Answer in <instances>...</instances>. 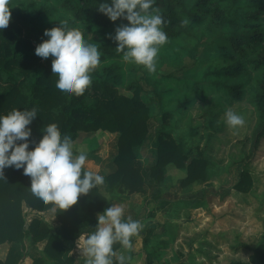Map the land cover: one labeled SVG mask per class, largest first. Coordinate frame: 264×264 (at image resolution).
I'll return each mask as SVG.
<instances>
[{"label":"trees","instance_id":"1","mask_svg":"<svg viewBox=\"0 0 264 264\" xmlns=\"http://www.w3.org/2000/svg\"><path fill=\"white\" fill-rule=\"evenodd\" d=\"M105 2L60 0L61 18L47 22L51 9L41 7L35 0H9L10 23L0 29V115L14 108L35 107L38 116L28 126L32 142L40 140L44 126L49 123H55L60 134L69 135L73 141L80 133L117 134L116 155L112 159L115 170L103 176L105 190L109 194H143L145 178L140 149L150 135L147 123L153 113L143 97L144 90L139 81L125 84L120 53L116 52V42L110 36H114L117 26L128 22L123 18L110 21L98 10L99 4ZM154 8L166 21L163 30L168 39L192 37V31L206 20L212 29L220 32L229 50L222 56L223 66L207 71L200 82L188 78L182 80L191 81L192 89H200L199 95L205 96L201 86H206L222 89L232 100L238 101L243 94L240 78L249 68L260 72L258 91L252 101L258 121L254 139L256 143L264 139V0H155ZM185 20L187 23H182ZM62 21L69 27L78 28L86 42L96 43L101 54V63L91 73V85L79 96L59 93L55 87L56 77L51 71L52 57L45 59L35 54V47L47 39L44 30L58 26ZM249 52L254 57L247 60ZM123 88L129 96L119 93ZM186 103H179L178 109ZM172 116L173 111L161 113L153 163L148 167L147 176L155 184V193H159L162 186L164 190L168 189L169 166L184 172L178 182L180 187L207 177V161L200 154L190 155L183 141L166 131ZM214 131L217 132L216 127ZM32 147L34 143H30L29 148ZM94 150L89 149L87 154L92 156ZM250 185V176L243 171L234 188L247 192ZM28 187L30 177L23 174V169H4V178H0V247L7 245L8 250L0 264H23L27 256H34L31 245L39 242L45 245L34 256L33 264H74V259L65 254L64 242L94 231L97 215L109 207L110 200L96 187L87 195L79 196L71 208L53 212L59 223L57 227L52 228L42 218H33L26 224L23 207L36 212L52 211V205L40 201ZM139 235L144 250L153 236L146 226ZM157 240V248H167V241ZM134 243L135 236L132 246ZM241 247L250 252L251 264H264V244ZM131 248L127 252L130 256L133 255ZM114 249L118 252L123 248L116 243ZM147 255L154 256L152 253ZM149 262L147 260L145 264H151Z\"/></svg>","mask_w":264,"mask_h":264},{"label":"rangeland","instance_id":"2","mask_svg":"<svg viewBox=\"0 0 264 264\" xmlns=\"http://www.w3.org/2000/svg\"><path fill=\"white\" fill-rule=\"evenodd\" d=\"M35 2L51 9L47 22L61 18L60 0ZM192 32V37L168 39L160 47L156 70L151 73L143 66L124 62L119 54L125 84L139 81L144 90L143 97L153 113L147 123L150 135L140 149L145 193L140 194L139 204L133 201L136 205L130 216L141 221L153 237L135 256L126 254L125 249L117 252L130 256V264H145L147 260L151 264H251L250 252L241 245L264 244V139L258 143L254 139L258 121L252 102L258 91L260 72L249 68L240 78L243 94L238 101L232 100L222 89L206 86H201L205 96L199 95L200 89H192L191 81L182 80L188 78L200 82L207 71L223 66L222 56L229 50L220 32L212 29L208 20ZM253 57L254 54L249 52L246 59ZM119 93L130 95L125 88L119 89ZM181 102L187 103L178 109ZM229 108L245 119L239 130L230 129L224 122L225 110ZM171 111L173 116L166 131L174 138H180L190 155L200 154L207 161V177L180 187L178 182L184 172L169 166L168 189L164 190L162 186L160 192L155 193V184L147 176L148 167L153 163L161 113ZM82 140L81 135L79 141ZM115 140L113 136L102 138L98 134L94 140L91 138L90 144L87 141L85 144L94 150L100 142H111L113 146ZM95 158L93 155L89 159ZM243 171L251 180L247 192L234 188ZM51 215L39 216L52 226ZM28 217L25 213L26 224ZM161 237L168 242L165 249L156 246ZM4 253L1 248L0 257ZM150 253L154 256L147 255Z\"/></svg>","mask_w":264,"mask_h":264},{"label":"clouds","instance_id":"3","mask_svg":"<svg viewBox=\"0 0 264 264\" xmlns=\"http://www.w3.org/2000/svg\"><path fill=\"white\" fill-rule=\"evenodd\" d=\"M155 0H110L101 3L98 10L110 21L125 19L128 23L115 28L116 52L127 63L143 66L148 72L156 70L160 47L167 40L163 30L166 23L154 8ZM9 0H0V29L8 26L11 19ZM187 23V21H182ZM43 39L36 47L35 54L41 58L52 57L51 71L56 77L55 87L59 93L82 95L92 83L91 73L101 63L96 43L86 42L81 31L69 27L66 21L58 26L45 29ZM37 109H12L0 115V178L4 169H23L30 177L31 193L51 210L63 211L71 208L81 195H87L97 186L104 184V177L98 172L87 170L86 152L74 151L69 135H61L55 123H49L42 130L38 142L29 140L28 127L37 117ZM224 122L233 130L245 124L243 115L231 108L224 113ZM30 143L34 147L29 148ZM122 204H110L97 215L94 231L80 235L77 247L85 256V264H129L131 257L124 252L117 254L114 245L123 249L132 247V237L138 236L143 228L139 220L124 218Z\"/></svg>","mask_w":264,"mask_h":264},{"label":"crops","instance_id":"4","mask_svg":"<svg viewBox=\"0 0 264 264\" xmlns=\"http://www.w3.org/2000/svg\"><path fill=\"white\" fill-rule=\"evenodd\" d=\"M98 134L102 135V138L113 136V138L117 140V134H108L105 132L101 133L100 131L95 132L92 135L80 133L79 136L77 137V139L73 141V147L76 150V153L78 154L79 152L83 151V152H86V154H87V152L89 151L88 147H90V145L89 146L86 145L85 144L86 141L90 144L91 138L94 140L96 138V136H98ZM81 135L83 137L82 142L79 141V138ZM116 140H115V142H116ZM115 142H114L113 146L115 145ZM111 145H112L111 142L107 143V141L104 142L103 144H101V142H100V144H97L98 148L94 150L95 152L93 154L94 156H96V158L91 160V159H89L91 157V155L89 156L87 154L88 155L87 156V162H86L87 166H85V168L87 170L98 172L102 176H105V175L113 172L115 170V167L112 164L111 158H113L115 156L116 148L113 149V146H111ZM97 156L101 157V159L97 158ZM105 157H107L108 159ZM94 161H96V162H94ZM104 168L106 170H104ZM99 191L110 200V204H122L124 206V209H125L124 218H128L131 216V214L133 212L132 211L133 206L136 205V204H133V201H135L139 204L138 200L141 197L140 194H132V195H125V194H118V193L117 194H115V193L109 194L106 192L104 184H102V187L99 188ZM23 211L30 216V217H28L27 224L30 223V221L33 218H40L39 215H44L45 213H52L51 218L53 219L54 224L51 227L55 228L59 225V223L57 222L56 218L53 215V211L36 212V211H33L27 207H23ZM162 239L164 240V238H162ZM77 241H78V239L73 240V241H65L64 242L65 254H66V256H70L74 259V264H85L86 257L81 255L80 249L77 247ZM141 244H142L141 236L140 235L135 236V243L133 244V246L131 248V251H132L134 256L136 254H138L141 249H143V244L142 245ZM44 245H45L44 242H39V243L31 245V248H32L31 251H33L34 256H37L40 253V251L43 250ZM1 248H4V250H5L4 256L0 257V259L3 260L6 256L8 246L2 245L0 247V250H1ZM125 252H126V254H128L127 253L128 249H125ZM34 256H30V255L27 256L24 259L23 264H33Z\"/></svg>","mask_w":264,"mask_h":264}]
</instances>
